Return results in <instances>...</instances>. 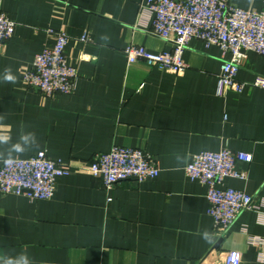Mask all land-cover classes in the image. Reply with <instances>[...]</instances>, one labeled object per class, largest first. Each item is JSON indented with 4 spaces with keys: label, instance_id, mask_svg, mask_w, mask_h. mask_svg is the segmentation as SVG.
<instances>
[{
    "label": "crops",
    "instance_id": "obj_1",
    "mask_svg": "<svg viewBox=\"0 0 264 264\" xmlns=\"http://www.w3.org/2000/svg\"><path fill=\"white\" fill-rule=\"evenodd\" d=\"M147 0H0L17 26L0 53V145L7 154L20 135L36 144L13 158L39 151L54 160L90 162L119 145L141 149L158 163L155 179L124 180L107 189L99 177L73 172L59 177L54 196L0 194V257L26 253L31 264H222L226 251L241 264H264V204L241 213L223 234L207 213L206 186L185 176L201 151L250 153L237 162L246 178L225 186L264 199V89L216 93L223 55L216 45L192 39L181 75L128 63L123 49H171L152 35ZM264 10L263 0H230ZM46 29L65 31V54L79 73L72 94L45 96L28 89L24 69L51 44ZM87 34L89 41L80 38ZM10 67L16 82H5ZM264 76V56L247 53L239 81ZM0 159V163H1ZM207 234V235H205Z\"/></svg>",
    "mask_w": 264,
    "mask_h": 264
},
{
    "label": "built area",
    "instance_id": "obj_2",
    "mask_svg": "<svg viewBox=\"0 0 264 264\" xmlns=\"http://www.w3.org/2000/svg\"><path fill=\"white\" fill-rule=\"evenodd\" d=\"M264 1V0H263ZM151 19L152 35L170 42L171 49L153 53L142 46L128 45L123 53L128 63L142 61L148 66L170 69L181 75L187 68L183 54L192 39L206 46L216 45L223 55L217 75L216 93L242 92L246 86L264 89V76L253 81L237 79V73L249 51L264 56V10L242 8L230 0H147L143 7ZM17 23L0 11V53L14 34ZM51 44L36 54L22 73L28 89L51 96L72 94L79 77L77 67L65 54L69 36L65 31L46 29ZM81 41H89L84 34ZM252 155L232 151L227 146L218 151L193 154L184 167L185 176L206 186L207 213L213 220L215 232L223 234L245 211L259 212L264 199L243 190L225 186L227 178L245 179L246 172L237 162H250ZM83 172L101 178L110 189L115 184L132 179L138 183L155 179L160 168L147 152L132 147L112 146L107 152L96 154L90 162L66 163L49 158L39 151L28 158H13L11 165L0 163V194L27 195L32 200H49L54 196L59 177ZM222 264H241L236 250L225 252Z\"/></svg>",
    "mask_w": 264,
    "mask_h": 264
},
{
    "label": "clouds",
    "instance_id": "obj_3",
    "mask_svg": "<svg viewBox=\"0 0 264 264\" xmlns=\"http://www.w3.org/2000/svg\"><path fill=\"white\" fill-rule=\"evenodd\" d=\"M3 79L5 82L15 83L17 78L13 75L11 68L8 67L5 69ZM9 142L10 136L0 135V145H8ZM35 144V134L31 132H23L19 137V141L11 144V146L7 149L6 158L4 153H0V159H3V162L6 165H11L13 163V153H23ZM0 264H31V261L26 253H22L15 258L9 256L0 257Z\"/></svg>",
    "mask_w": 264,
    "mask_h": 264
}]
</instances>
